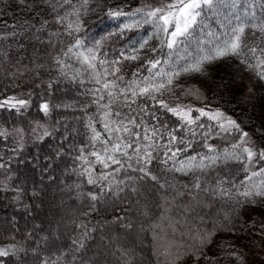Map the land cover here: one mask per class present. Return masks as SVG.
I'll list each match as a JSON object with an SVG mask.
<instances>
[{
    "label": "trees",
    "instance_id": "obj_1",
    "mask_svg": "<svg viewBox=\"0 0 264 264\" xmlns=\"http://www.w3.org/2000/svg\"><path fill=\"white\" fill-rule=\"evenodd\" d=\"M137 9L138 0H0V99L30 93L0 107V264H246V247L264 240L257 216L244 215L264 213V197L241 195L264 181L247 179L264 160L248 172L241 132L199 111L220 110L264 151V0H214L171 49L170 27ZM239 27V55L183 72ZM173 103L194 123L168 111ZM118 143L131 147L113 152ZM191 157V170L176 171ZM42 182L66 198L57 222L37 209Z\"/></svg>",
    "mask_w": 264,
    "mask_h": 264
},
{
    "label": "snow or ice",
    "instance_id": "obj_2",
    "mask_svg": "<svg viewBox=\"0 0 264 264\" xmlns=\"http://www.w3.org/2000/svg\"><path fill=\"white\" fill-rule=\"evenodd\" d=\"M69 0H65V3H68ZM214 3V0H172L171 3L165 5L164 7L161 8H155L152 9L148 12H146L145 14L147 15V17H149V22L151 20H158L160 22H162L161 24V28L165 33L169 32V26H172L174 30H172L170 32V39L167 41V46L168 48H173L176 44H178L180 41L178 40L179 37H185L186 39L191 35L190 30L193 28L194 25L197 24V17L200 16L201 12L198 10H202L204 7H212ZM137 12H141L143 11L142 9H137ZM71 27V26H70ZM261 31H264V27L261 28ZM244 32V28L243 27H239L233 30V37L230 40V42H227L223 47H217L215 49V52L212 54H204L199 56V58H197L195 60V62L187 67H185L183 69V72L185 73H190V72H202L203 71V65L206 62H211L213 60L216 59H220L224 56L227 55H239L240 52V37ZM77 43H79V41H77ZM143 47V45H142ZM69 51H71V49H69ZM256 49H252V52L255 53ZM132 59H135L136 57H131ZM92 59H95V57L93 56ZM84 62H88V58H85ZM242 63L244 61H241ZM159 61H155L152 62L151 67L152 68H156L157 64H159ZM260 63L264 64V61H261ZM90 67H93V65H89ZM251 67V66H249ZM180 73L176 72V73H172L171 75L168 76V84L172 83V77L173 76H179ZM259 75H261V78H264V73H260ZM105 88L108 87L107 84L104 85ZM165 85L164 84H160L158 85L154 90L155 91H159L161 88H164ZM149 92V88L148 87H144L140 89V93L141 94H145ZM133 96L136 95V92L133 91ZM111 95V93H110ZM20 104H23L24 101H20ZM162 103V102H161ZM164 107H167V105H163ZM43 110L45 112H47L48 110V106L47 105H43ZM168 111L172 112L175 115H179L181 116V118L183 120H185L188 124H192L194 123V121L189 117L188 112H183L180 109H174V108H169ZM200 115L201 116H205V115H209L207 112H205L204 110L200 109ZM107 115V114H106ZM223 118L225 123H221L220 124V128L224 131H229L230 129H235L238 132H241V141L244 142L246 140H250L249 134L247 132H243L240 129L239 124H237V122L233 119H231L230 117H224V114L216 111L215 113L209 115V119L212 120H219ZM227 125V127L225 126ZM105 128L108 129L109 131H111V129L108 128V125H105ZM126 132L128 131L127 128L124 129ZM117 131H119V129H117ZM99 136V134H97V137ZM145 139H148V137L146 136ZM177 139L176 136H172L171 140L173 142H175ZM128 148L131 147V145H124L122 143H118L115 144L112 148L113 152L116 151H120L121 148ZM234 149L240 147L239 144L233 145L232 146ZM210 151L212 149H209ZM177 152H172V157L174 158L176 157V155L178 154ZM243 152L247 155L248 161L251 162L253 160V158L257 155L252 148L250 147H244L243 148ZM139 153V149H137V155ZM123 155H127V152L124 151L122 153ZM93 155H96L95 153H93ZM146 155H148L149 159L151 158V154L147 153ZM236 159H240V157H235ZM108 160H111L113 163H119L118 160L115 159L114 156H108L107 157ZM196 158L195 157H191L189 158V160L187 162H181L180 164V168L176 169V171H183L184 169H188L191 170V168L193 167L192 161H194ZM203 159L201 158V163L199 165H196V167H200L203 168L204 164H203ZM212 160V162H215L216 158H210ZM259 159L260 160H264V151H261L259 153ZM97 161L100 163H104L105 167H107V164L105 163V161L103 159H101L100 156L97 155ZM119 171V170H117ZM140 171L145 172V175H148V173L145 171L144 168H141ZM260 175H264V169H261L259 172H253L251 173V176L247 177L248 180H251L252 177L255 176H260ZM106 178V177H102ZM153 180L156 179V177H152ZM89 183H93V181L90 179ZM196 188H200V184L197 182L195 184ZM255 187L257 188V191L255 193L251 192V191H244L243 193H241V195L245 198V203L249 202V198L252 197L253 195L256 196H260V197H264V181H261L260 184L255 185ZM97 197L96 196H92V199L95 200ZM207 239V237L202 238L201 243H203V240ZM82 246V245H81ZM7 252L5 250H0V256H4L6 255Z\"/></svg>",
    "mask_w": 264,
    "mask_h": 264
},
{
    "label": "rangeland",
    "instance_id": "obj_3",
    "mask_svg": "<svg viewBox=\"0 0 264 264\" xmlns=\"http://www.w3.org/2000/svg\"><path fill=\"white\" fill-rule=\"evenodd\" d=\"M171 2H172V0H138L139 7L142 9H145L147 11H150V10L155 9V8L164 7L165 5H167ZM169 27H170L171 31L174 30L172 26H169ZM29 99H30V93L29 92L18 91L16 93H13L9 96H6V97L0 99V107H3V106H10V107L23 106V104L21 105L19 102L24 101V103H25V101H26V103H28ZM170 108L180 109L183 112H188L189 117L193 121H195V119H193L191 117V112H190L191 109L188 106L173 103V104H170ZM204 111L207 112L209 115L215 113L216 111L221 112L220 110H216V109L213 111H207V110H204ZM209 115H207L208 118H209ZM224 117H229V116L224 114ZM213 121L215 122V124H218L219 128H220L221 123H225L223 118H221L219 120H213ZM225 126L227 127V125H225ZM251 141L252 140L250 138V140H246V141L242 142L241 137H240V144H242L243 147L252 148V150L258 155L259 152L256 150V148L254 147V145ZM256 156L253 158V160L251 162H249L247 155H246V168H247L248 172L254 171ZM58 179L56 181H58ZM56 184H57L56 182H48V183L42 182V184H41L42 194L44 196L43 191L45 190L44 192H46L45 193L46 197H45L44 202L42 204L37 203V209H41L44 212V214L46 215V218L48 220H50L51 222H57L58 221L59 218L54 213L55 212L61 213L63 211V210H61V208H62L61 203L65 202V200H66V198H64V200H62V201L59 200L62 198H60V188L58 189L56 187ZM51 195H52L53 199L52 198L48 199V197H50ZM244 215H245L246 219H250L251 217H253V215H256L259 222L262 225H264V213L262 211H260V210H248V211H245ZM245 254H246V264H264V240L263 241L253 240L251 242V245H248L246 247Z\"/></svg>",
    "mask_w": 264,
    "mask_h": 264
}]
</instances>
